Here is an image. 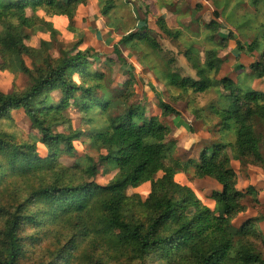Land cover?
<instances>
[{"label":"trees","instance_id":"16d2710c","mask_svg":"<svg viewBox=\"0 0 264 264\" xmlns=\"http://www.w3.org/2000/svg\"><path fill=\"white\" fill-rule=\"evenodd\" d=\"M98 1L100 15L120 33L119 41L113 45L116 58H122L119 45H123L141 64L151 67L138 47L145 44L158 49L145 33L146 28L142 27L138 33L115 24L118 21L109 18L116 8L115 0ZM86 3L87 0H0V58L4 62L1 70L17 69L31 80L23 92L6 94L0 90V120L9 119L13 111L23 110L48 149V156L39 159L34 143L15 142L13 134L0 129V179L9 171L28 173L50 168L61 152L60 147L68 155L75 152L73 141L79 140L83 131H55V127L68 123L65 110L70 101L80 106L81 114L90 123L93 113L98 114L100 124L90 131L89 140L97 151L105 150L97 162L90 159L87 168L71 169L79 171L83 179H73L74 172L69 179L55 178L52 183L28 193L16 206L0 207V264H20L25 257L27 251L20 236L24 225L37 227L45 215L58 220L60 216L80 212L85 217L96 212V222L89 232L99 242L107 238L108 243L125 247L127 260L134 264H147L150 256L162 264H264L255 243L249 242V238H260L264 243L257 220H248L240 227L232 225V220L246 210L245 197L257 201V192L252 186L245 192L238 190L237 176L231 167V160L251 165L264 163L260 152L264 137L256 129L258 124L264 125V92L244 90V86L229 77L217 80L215 76L221 65L217 49H205L203 63L193 49L186 50L184 57L195 70L196 78L166 70L165 86L182 92L175 100L188 92L201 94L211 89L221 88L223 94L218 98L220 104L215 101L208 109H198V118L203 123L209 125L212 119H218L215 127L219 138H212L209 145L203 146L198 161L177 160L173 156L175 147L165 145L171 129L162 118L179 113L162 102L160 94L156 93L161 117L148 116L146 104L133 101L136 95L133 88H112L104 73L92 70L93 62L99 61L93 48L80 50L79 41L70 49L60 50L54 58L46 54L51 49L49 41H41L38 49L25 44L30 32L49 33L51 38L58 34L51 22L34 14L28 16L27 10L41 8L46 17L64 16L70 28L77 8ZM213 15L219 17L217 10ZM156 23L167 37L178 36L179 32L168 29L163 19ZM211 26L214 31L221 28L214 21L206 28ZM263 42L264 33H260L240 46L247 54L263 51L260 59L249 67L251 77L256 80H264ZM219 47L225 46L219 44ZM25 58L38 65L31 69ZM130 71L131 67L126 72L130 77L127 84L133 87ZM75 75L81 83L74 80ZM54 91L60 93L58 102H53L50 96ZM231 134L233 140H227L225 136ZM98 164L112 165L118 170L107 185L94 181ZM187 168H193L195 178H210L220 186L211 195L214 210L205 206L189 187L175 181L174 177ZM158 173L162 175L156 178ZM145 183H150V192L144 200L138 195H126L127 187L137 188ZM109 249L114 253L113 248ZM55 257L45 263L40 258L39 264L69 263L70 255Z\"/></svg>","mask_w":264,"mask_h":264},{"label":"rangeland","instance_id":"374dc122","mask_svg":"<svg viewBox=\"0 0 264 264\" xmlns=\"http://www.w3.org/2000/svg\"><path fill=\"white\" fill-rule=\"evenodd\" d=\"M200 1L115 0L116 8L109 14L111 21H118L115 24L123 25V27L132 29L134 32L138 31V33L141 32L142 27H145V33L157 44L158 49L156 50L145 44L138 45L140 53L146 54L147 59L145 58V60L151 67H148L147 64H141L139 61L133 67L134 63L130 62L129 59L124 57H122L123 59H117L112 48L113 44L120 39L117 34L114 33L113 36V32L109 33V42L104 41L107 36L104 31H101L102 33L99 35L95 34L103 29V24L95 21L98 17L97 14L100 12L99 1L96 3L95 0H87L85 5H80L77 8L73 25L70 28L69 21L64 16L63 18H61L62 16H53L59 18L54 23L52 21L53 17H46L41 8L27 10L28 16L34 14L41 18H49L50 21L48 22L52 23L58 34L51 38L49 33L30 32V38L25 44L38 49L41 41H49L51 49L46 54H50L54 58L58 56L60 50L70 49L79 41L81 45L78 49L93 48L99 55V61L93 62L92 70L104 73L106 81H111L112 88H133L136 93L133 101L146 103L149 116L150 114L154 115V113L160 116L162 113L158 108V99L155 93L160 94L162 102L169 104L179 113L178 116L170 115L162 118V121L171 129L165 140V145L175 147L173 156L177 160L182 162L190 159L198 161L203 146L209 145L212 138H219V133L215 127L218 124V119H212L209 125L205 124L198 118L200 115L198 109H208L211 104H215V101L221 103L218 98L220 94H223V91L219 88L201 94L188 92L182 96V99L177 101L175 97L181 95L182 92L172 91V88L167 89L165 86L167 81L165 79L166 70L181 77L196 78L195 70L192 69L184 57L185 51L193 49L203 63L204 50L217 49L219 52L216 51V55L221 62L219 73L215 76L217 80L229 77L244 86V90L264 92V80L253 79L249 73L250 65L260 59L263 51L247 54L245 50L242 51L240 48L244 42L249 43L257 38L260 33H264V0H256V2H253V0ZM201 3L204 4L205 8L202 7ZM227 3L228 5L225 6ZM162 7H166L169 11L166 12L169 23L165 22L164 17L158 16V9ZM146 10L147 13H145ZM175 10H177L176 14L173 13ZM216 10L219 14L218 18L213 15ZM138 11L142 13L140 17ZM143 16L147 18L145 24L139 22V18L143 20ZM114 17L118 19L114 20ZM160 18L164 20L168 29L179 32L177 37L169 38L162 32L156 23ZM198 20L201 21L198 22ZM212 21L217 22L221 27L220 33H217L218 30L214 31L212 26L206 28V25ZM1 29L0 25V31ZM228 33L232 37H229ZM211 36L213 38L209 40L208 38ZM226 38L227 40H225ZM219 44L225 47L217 48ZM262 45L263 49L264 42ZM119 49L121 52H129L123 45H119ZM25 62L31 69L38 65L34 60L32 63L30 58H25ZM139 64L142 69L138 66ZM2 66H4V62L0 58V90L3 93L23 92L30 86L31 80L28 75L17 69L1 70ZM130 67V73L133 76V87L127 84L130 77L126 72ZM74 80L81 83V79L77 75L74 76ZM50 96L53 102H58L61 98L59 91H54ZM153 108L155 111H153ZM65 115L68 123L55 127V131L58 133H67L69 130L77 129L83 131V136L79 140L73 141L75 152L68 155L60 147L61 152L57 155L54 164L48 169L44 168L28 173L9 171L1 176V208L7 209L12 205L16 206L28 193L40 186L52 183L55 178L69 179L74 172L71 169H85L89 166L90 159L97 162L99 155L105 154V150L97 151L89 140L90 131L95 125L100 124L98 114L93 113L91 116L93 122L90 123L88 118L85 119L81 114L80 106L70 101V105L65 110ZM180 116L188 120V127L183 126L185 129L176 131L174 127L182 125V122L184 123ZM0 129L2 132L13 134L12 137L15 142L27 141L34 143L36 157L39 159L48 156V149L41 143L38 130L25 116L23 110L13 111L9 119L0 120ZM256 129L264 137V125L260 123L256 126ZM225 138L233 140V134L227 135ZM226 152L228 153V150ZM260 152L264 158V145L261 147ZM231 167L237 176L236 187L238 190L245 192L249 186H252L257 192L255 197L257 201H254L250 196L245 197L243 204L246 210L232 220V225L240 227L248 220L256 219L257 229L264 237V163L251 165L231 160ZM193 172V168H187L184 173L177 174L174 179L178 184L189 187L205 206L214 210L215 204L211 199V195L214 191L220 190V186L210 178H195ZM74 173L73 179L76 178L78 181L81 178L83 179L79 171ZM117 174L118 170L112 168V165L105 167L98 164V174L94 181L104 186L112 181ZM161 175V173H158L156 178ZM149 192L150 183H145L137 188H126V195H138L142 200L147 197ZM95 214L96 212H91L88 217H85L82 212L64 216L59 215L58 220H52V216L45 215L42 216V221L37 227L29 224L24 225L20 236L23 238L27 252L20 264H39L40 258L45 263L49 259L51 260L54 255H56L55 258L70 255L68 264H134L133 261L127 260L128 251L125 247L117 246V243H108L107 238L101 239L99 242V239L89 232L91 226L96 222ZM249 242L255 243V246L264 257V243L260 242V238H249ZM109 248H113L114 253H110ZM106 252L110 255V258L105 254ZM60 264L65 263L60 262ZM147 264H162V262L150 256Z\"/></svg>","mask_w":264,"mask_h":264},{"label":"crops","instance_id":"0c3cea01","mask_svg":"<svg viewBox=\"0 0 264 264\" xmlns=\"http://www.w3.org/2000/svg\"><path fill=\"white\" fill-rule=\"evenodd\" d=\"M176 1H178V0H176ZM95 2L97 3L98 2V0H95ZM126 2V1H125ZM197 2H201L200 0H197ZM203 6L202 7H204L205 8V6H204V4L203 3H201ZM125 5V4H124ZM203 8V9H204ZM158 16H162V17H164V20H165V22L166 23H169L168 22V17H167V15H166V12H169L167 9H166V7H162V8H159L158 9ZM145 13H147V10H146V12ZM174 14H176L177 13V10H175L174 12H173ZM173 13H171V14H173ZM138 14H139V17L141 16V11H138ZM98 15V17H97V19L95 20V21H97L98 23L99 22H101L102 24H103V29H100L99 31H97L95 34L96 35H99L100 33H102L101 31H104L105 32V34L107 35L106 36V38H105V42H109V40H108V34L109 33H111V32H113L112 34H113V36H114V33L115 34H117L118 36H120V33L118 32V31H116L115 30V28L114 27H111L110 26V24H108V21H107V19L105 18V17H102L101 15H100V13L99 14H97ZM56 17H59V16H56ZM61 18H63V17H61ZM99 18V19H98ZM46 21H50V19L49 18H44ZM59 18H55V17H53V19H52V21L55 23V20H58ZM140 19V21L139 22H142V23H144L145 24V22L147 21V18L145 17V16H143V20L141 19V18H139ZM201 20H198V22H200ZM209 23V22H208ZM97 29H98V27H97ZM133 31V30H132ZM219 32H217V33H220L221 32V29H219L218 30ZM110 38H112L111 36H110ZM117 42H115V44H116ZM115 44H113V45H115ZM112 48H113V46H112ZM217 52H219L218 50H217ZM97 53V52H96ZM99 53V52H98ZM104 53H106V52H104ZM109 56V55H108ZM108 56H106V57H108ZM122 57H124L125 59H129V61L130 62H132V63H134L133 65V67H135L136 66V63H138V59H137V57H136V55H134V54H131L130 52H122ZM108 58H110V57H108ZM134 62H133V61ZM132 63H131V65H132ZM139 67H140V64L138 65ZM141 69H142V67H140ZM259 83V82H258ZM255 84H257V82H255ZM168 89V88H167ZM155 95H156V93H155ZM156 98H157V95H156ZM146 104V103H145ZM154 107V106H153ZM153 111H155L154 110V108H153ZM148 115V114H147ZM150 115H152V114H150ZM154 115H157L156 113H154ZM149 116V115H148ZM180 118H182V121H184V123L182 122V125H179L178 127L177 126H175L174 128L176 129V131L177 130H179V129H185L184 127H188V120H186V119H184L183 117H181L180 116ZM173 122V121H172ZM184 126V127H183Z\"/></svg>","mask_w":264,"mask_h":264}]
</instances>
